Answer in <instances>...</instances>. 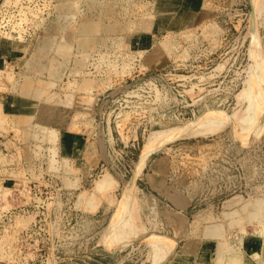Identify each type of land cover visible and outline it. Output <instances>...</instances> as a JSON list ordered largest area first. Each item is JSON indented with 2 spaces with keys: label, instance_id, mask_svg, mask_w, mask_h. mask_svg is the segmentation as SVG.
<instances>
[{
  "label": "rangeland",
  "instance_id": "1",
  "mask_svg": "<svg viewBox=\"0 0 264 264\" xmlns=\"http://www.w3.org/2000/svg\"><path fill=\"white\" fill-rule=\"evenodd\" d=\"M84 1L87 18L104 21L110 31L95 35L85 73L67 75L73 56L64 64L62 82L49 93L60 94L65 103L39 104L42 112L34 121L54 128V145L44 138L46 131L40 133L41 142L30 140L13 123V115L0 111V131L6 133L5 149L0 150V256L5 252L0 264L23 259L30 264H154L149 241L168 264L183 244V251L195 256L198 248H242L232 238L243 235L239 226L244 213L240 204L228 209L224 203L238 196L250 208L258 198L255 192L264 194V98L252 121L249 116L205 137L165 138L148 161L145 148L151 131L196 125L251 107L252 0H206L204 18L183 28H168L171 16L156 21L149 0H128L140 2L129 13L123 11L127 0L101 5ZM58 2L0 0V40L12 51L3 60L15 71L22 70L53 22L59 23L55 41L62 40L65 27ZM22 14L28 24L21 22ZM263 16L259 35L264 43ZM71 21L79 22L72 17L67 26ZM132 21L138 25L127 37ZM150 30V35L145 32ZM140 31L149 38L141 39ZM4 33L13 34L14 43ZM53 41L46 37L43 44L52 49ZM142 42L151 47L140 53ZM83 77L91 82L88 89L80 88ZM11 86L0 95L16 94ZM60 133L66 145L67 137L74 136L73 156L69 149L60 152ZM59 173L68 178V186ZM136 176L134 202L126 214L124 190ZM6 178L15 184L4 186ZM228 213L240 219L236 227L225 223ZM176 214L186 220L178 234ZM197 216H202L199 221ZM249 221L253 223H244V230L256 235L263 222ZM214 225L221 226V233L207 238L203 230ZM217 260V255L207 256L199 264H220Z\"/></svg>",
  "mask_w": 264,
  "mask_h": 264
},
{
  "label": "bare ground",
  "instance_id": "2",
  "mask_svg": "<svg viewBox=\"0 0 264 264\" xmlns=\"http://www.w3.org/2000/svg\"><path fill=\"white\" fill-rule=\"evenodd\" d=\"M262 1L263 0H252L253 14H252L251 21H249L251 23V26H249L250 27V38H251V42H250L251 51H250V53L252 54L251 58L253 59V64H252L251 68L249 66V68L251 70L248 68L249 74H250V76L247 77L249 82H250V85H249V83H247V85H249V87H248L249 96L247 93H245L244 91L243 92L245 93V96L247 95L249 97V100L252 101L251 107H249L248 110H246L244 113H240V114L235 113V114H230V115L224 114V115H220L218 117H214L209 121L198 123L196 125H191V124L179 125V126H175L172 128H164L161 130L151 131L149 133L147 139H146V148H145V157H146L145 160L146 161H148L149 157L151 156L153 149L160 142H163L162 140H164L165 138H172V139L191 138V137L193 138V137L204 136V135L206 136V134H210V133H214V135H215V132H217L218 130L230 127L229 126L230 124H234V123L236 125L242 124L244 122V120H246V119L249 120V118H248L249 116H252L250 118L251 119L250 121H252L256 118L258 110H259L258 105H260L259 104V103H261L260 101H262V99L264 98V47H263L264 43H263L262 37L259 35V28L261 26V19H262V16L264 15V5H263L264 3H262ZM84 2H85L84 0H82V1L81 0H59V2L57 3L59 5V10H60L59 18H61V20H63L64 27H65L64 33L61 32L62 36L59 38L60 40L61 39L62 40L60 42L55 41L54 37H56V35H58V33H54V32H56V30L59 26V23L53 22L52 30L49 32L47 31L46 36L39 38L38 42H37L36 49L32 53H30L29 55L26 56L25 62L23 63V67H22L21 71H19V72L15 71L13 66L10 63H8L7 61H4L2 59V57L0 58V91L1 90L6 91L7 88L9 87V85H12L9 89H11V88L15 89V91H16L15 95H18L19 97L23 98L24 100H26V102L31 104L33 107L38 106L40 103L46 104L50 100L54 99L55 96L57 98L53 101H55V103L58 102L60 94L49 93V90H50V88L54 87L58 82H62L61 79L64 76V72L66 70V69H64V64L68 61V59L71 56L75 57V55H74L75 51L82 52L83 54L89 52L92 44L97 40V39H95V35L97 33L101 32V29L102 30L105 29V30L110 31V29H106V25H105L104 21H101L98 19L93 20V19L87 18L88 14L84 11V8H83ZM95 3L97 5L98 4H100V5L106 4V0H92V4H95ZM139 3L140 2L136 3L134 1H132L130 3V1L127 0L126 2L123 3V4H126L123 7V11L126 13H129L130 8L139 6L138 5ZM108 9H110V7H108L107 10ZM132 9H134V8H132ZM75 11H77V12H75ZM133 12L135 13V11H133ZM22 15H23L22 18H20L21 22L28 24L30 19L27 16H25L24 14H22ZM100 15L102 16L103 14H100ZM153 16L155 17L156 21L157 20L158 21L164 20L165 18L168 17V15H166L164 17L163 15H161L159 13H157V14L153 13ZM72 17H75V20H79V22L71 21V23L67 26L68 23L66 21H69V18L71 19ZM89 17H90V15H89ZM107 19H109V17H107ZM130 23L131 24L129 25V33H128L129 35L127 37L131 36V33H133L134 29H132V27L135 25L136 26L138 25L137 21L136 22L132 21ZM19 24L20 23H18V25ZM263 26L264 25H262V27ZM107 27H109V25H107ZM4 34H6V37H4V39L10 40V41H12V43H14L15 37L13 36V34L12 35L9 33H4ZM4 34H3V36H4ZM148 36L149 35H147V34H142L141 39L146 38ZM46 37L50 41L51 40L53 41V38H54L53 44L51 46L53 48V51L55 50V53L51 54L52 56L47 55V57L49 56L50 59L45 62L44 60L46 59L45 53H46L47 47L45 46V44H43V39ZM143 42L141 43V45H142V46H140L141 48L140 47L138 48V49H141L140 53L146 51L147 49H149L151 47V44L150 45L147 43L144 44ZM3 43H4V41L0 40V56L1 55L3 56L8 52L2 46ZM158 50L162 51L160 46H158ZM163 51H166V49L164 48ZM152 56L153 55H149L148 58H151ZM83 64H84V62H82L81 59H78L77 61H74L71 69H77L78 71H80V69L78 67H82ZM68 70H70V69H68ZM84 85H85L84 80H82L80 83V88H82V86H84ZM246 91H247V86H246ZM240 98H242V94L240 95ZM44 99H45V101H44ZM66 100H67V103H68V101L70 102L71 97L68 95L66 97ZM249 102H247V103H249ZM62 103H65L64 99L62 100ZM13 116H14L13 123L15 125L19 124V128L22 131V133L25 136H27V138H30V140L32 139L34 142H38V143L41 142V138H40L41 134L40 133H42V131H46V134L44 136L45 139H46V136H48L49 139H53L55 137V133L52 131V130H54V128L46 127V126H43L39 123H35L34 113H32V114H29V113L28 114H26V113L20 114L19 113L18 115H13ZM31 118H33V120H31ZM72 126H74V125L70 124L71 129H72ZM1 128H3V125L1 126ZM159 145H161V144H159ZM139 171H140V169H138V171L136 170L137 173H139ZM137 173H135V174L137 175ZM58 176L61 178L63 184H65L67 186H68V184H70V182L67 181L68 178L66 176H64L61 173H59ZM53 177H54V175H53ZM65 177L67 179H65ZM135 179H137V176L126 183V187L124 190V200H125L124 209L126 211V214L130 212L131 205L134 202L133 192L135 191V187H136ZM99 184H101V183H99ZM98 185H97V187H98ZM104 188L105 187H103V189ZM83 193L84 192L81 193V196L83 195ZM255 194H256L255 197H258V198L254 200V202L252 203L250 208H249V203H248L247 199H245L244 201H242V200L240 201V198L238 196H234V197L230 198L229 200H226V202L224 203V207H226L228 209H230V208L233 209V207L240 204L238 209L243 211V213H244L243 214L244 216L241 217V219L244 221V223H251L252 221H249V220H252L254 218L260 219L261 222H263V223L258 227L257 234L256 235L247 234L248 232H246L244 230V223H242L241 226L237 225V227L238 226L240 227V230L243 233V235H240L234 239L232 238V242L239 243L242 246V248L237 249V247L235 248L234 246H228L225 248H223V247L218 248L216 251L213 249L200 251V253L197 252V255L195 256L194 263L199 264V259L201 260V259H205L207 256L217 255V258H218L217 261L220 262V264H264V197H263L264 194L258 195L256 192H255ZM251 196H250V198H251ZM59 201H57V204ZM119 204H120V202H119ZM225 210H227V209H225ZM175 216L177 219V220L175 219L177 221V226L174 224V221H173V225H175L176 231L178 234L179 231L181 230V228L183 227V225L185 224L186 220H185L184 215H181V214L177 215L176 214ZM201 217L202 216H200V217L197 216L196 217L197 221H199L201 219ZM226 217L228 219L225 223L227 225H229L231 228L236 227L234 225H236L240 220V219L239 220L233 219V215H231L230 213H228L226 215ZM57 218H58V216H57ZM56 226H57V224H56ZM56 229L58 230L59 227ZM221 229L222 228L220 225H214L212 227H205V229L203 230V234L206 237L213 235V234H218V233H221V231H220ZM138 232L143 233V231H138ZM148 233H150V232H148ZM145 235H147V234L144 233V236ZM226 236H228V235H226ZM147 238H149V237H147ZM149 242H147L148 244H146V245H149V247L151 246V248L153 250V252H152L153 257L155 258L154 264H163L165 261L164 257L163 256L160 257L159 256L160 252L157 253V251L155 250V247H156V246H154L155 242H154V244L152 242H150V244H149ZM234 243H233V245H234ZM226 248L228 249V251L225 252L224 254H221L220 252ZM160 250H162V249L160 248ZM2 253L3 252H1V254ZM4 253H3V255L0 256L1 259L3 257L5 258ZM245 253H247L250 256V258L248 257L249 259H247V260L245 259ZM172 256H173V254H172ZM166 264H168V263H166Z\"/></svg>",
  "mask_w": 264,
  "mask_h": 264
},
{
  "label": "crops",
  "instance_id": "3",
  "mask_svg": "<svg viewBox=\"0 0 264 264\" xmlns=\"http://www.w3.org/2000/svg\"><path fill=\"white\" fill-rule=\"evenodd\" d=\"M149 2L151 3V7L153 9V11L151 10V12L155 11L154 13L156 14L159 13L163 15L164 17L166 15L171 16V18L169 19L170 22L166 23L168 28H183L184 25L189 26L195 23L193 21H201L206 15V12L202 10L206 0H149ZM154 25H156V21H152V28H154ZM151 31L152 30L145 31V32H147L150 35ZM140 33L143 34L141 31ZM133 38H134V35L131 37V40ZM49 47H52V46H49ZM7 51L8 52L3 56L1 55L0 58L2 57L3 59V57H6V56L8 57L9 52L12 53V51H9V50ZM52 52H53V48L49 49L47 47L45 56L52 54ZM54 53H55V50H54ZM74 55H75V57L73 56L74 61L81 59L82 62H84V64L82 65V67H78L80 71H78L77 69L68 70L67 75L69 77L74 76L76 73L81 72V71L85 73L84 69H86V63H87V58L89 57V52L83 54L82 52L75 51ZM44 61L46 62V60ZM65 73H66V70L64 72V75ZM82 80H84V83H85V85L82 86V88L88 89L89 86L91 85L90 80L86 77H83ZM81 81L79 82V84L81 83ZM56 98L57 97L55 96L54 99H52V101L55 100ZM62 100L63 98L60 95L58 102H56V104H59V105L64 104L62 103ZM0 111L6 115H18L19 113L20 114L34 113V115L37 116L42 112V107L39 105L36 107L30 106V104L26 102V100L19 97L18 95L7 93L5 95H0ZM5 138H6V133L0 131V150L2 151L5 149V145H6V142L4 140ZM67 138H69L68 145H66L65 141L63 142L62 135L60 133L59 149H60V152H64L66 149H69V156H73L74 153L77 152V145H76L77 143H76L74 136L69 135V137ZM46 140L48 141V143L54 145V143L51 142V139H49L48 136H46ZM7 180H12V179L6 178L5 180H3L2 184L4 186L12 183V181L9 184L6 183ZM12 184H15V183H12ZM79 203H81V201L78 202V205ZM185 246L186 244H183V246L181 247L182 251H177L175 257L172 259L171 264H194L193 262L195 261V257H194L195 255L184 252L183 249L185 248ZM200 250L202 249L198 248L197 252L200 253ZM248 257L250 258V256L247 253H245L246 260L249 259Z\"/></svg>",
  "mask_w": 264,
  "mask_h": 264
},
{
  "label": "built area",
  "instance_id": "4",
  "mask_svg": "<svg viewBox=\"0 0 264 264\" xmlns=\"http://www.w3.org/2000/svg\"><path fill=\"white\" fill-rule=\"evenodd\" d=\"M14 264H30V263L28 261H26L25 259H23V261L20 260V261L14 263Z\"/></svg>",
  "mask_w": 264,
  "mask_h": 264
}]
</instances>
